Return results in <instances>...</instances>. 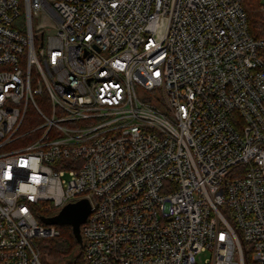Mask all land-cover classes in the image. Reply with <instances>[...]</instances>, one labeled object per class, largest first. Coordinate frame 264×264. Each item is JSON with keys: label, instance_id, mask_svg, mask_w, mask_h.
<instances>
[{"label": "built area", "instance_id": "obj_1", "mask_svg": "<svg viewBox=\"0 0 264 264\" xmlns=\"http://www.w3.org/2000/svg\"><path fill=\"white\" fill-rule=\"evenodd\" d=\"M245 1L0 0V264H42L81 199L77 264H264Z\"/></svg>", "mask_w": 264, "mask_h": 264}, {"label": "trees", "instance_id": "obj_2", "mask_svg": "<svg viewBox=\"0 0 264 264\" xmlns=\"http://www.w3.org/2000/svg\"><path fill=\"white\" fill-rule=\"evenodd\" d=\"M260 0H246L244 3L245 11L248 15L251 33L256 36L264 35V18L258 7ZM41 222L46 225L44 221ZM59 236L54 238H43L37 240V250L39 260L42 264H77L83 254V239L75 235L70 225L56 226ZM248 264H254L248 258Z\"/></svg>", "mask_w": 264, "mask_h": 264}, {"label": "water", "instance_id": "obj_3", "mask_svg": "<svg viewBox=\"0 0 264 264\" xmlns=\"http://www.w3.org/2000/svg\"><path fill=\"white\" fill-rule=\"evenodd\" d=\"M91 211L88 199H81L75 203L66 205L59 214L49 218H42V221L49 226L70 225L75 235L81 240V227L87 221Z\"/></svg>", "mask_w": 264, "mask_h": 264}, {"label": "rangeland", "instance_id": "obj_4", "mask_svg": "<svg viewBox=\"0 0 264 264\" xmlns=\"http://www.w3.org/2000/svg\"><path fill=\"white\" fill-rule=\"evenodd\" d=\"M261 1V0H260ZM264 1V0H263ZM260 7V5H259ZM258 7L259 11H260V8ZM262 14V13H261ZM40 120H37L35 122V125H38L40 124ZM210 257V253L209 252H205V253H202L197 259H198V262L203 264L205 260H207L208 258Z\"/></svg>", "mask_w": 264, "mask_h": 264}]
</instances>
